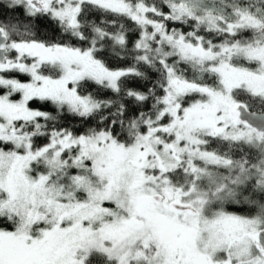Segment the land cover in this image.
Wrapping results in <instances>:
<instances>
[{
	"label": "snow or ice",
	"instance_id": "snow-or-ice-1",
	"mask_svg": "<svg viewBox=\"0 0 264 264\" xmlns=\"http://www.w3.org/2000/svg\"><path fill=\"white\" fill-rule=\"evenodd\" d=\"M0 264H264V0H0Z\"/></svg>",
	"mask_w": 264,
	"mask_h": 264
},
{
	"label": "trees",
	"instance_id": "trees-1",
	"mask_svg": "<svg viewBox=\"0 0 264 264\" xmlns=\"http://www.w3.org/2000/svg\"><path fill=\"white\" fill-rule=\"evenodd\" d=\"M21 78H23V77H21Z\"/></svg>",
	"mask_w": 264,
	"mask_h": 264
}]
</instances>
